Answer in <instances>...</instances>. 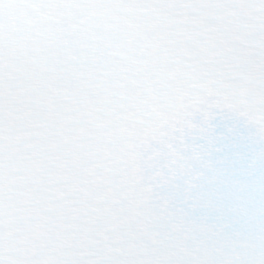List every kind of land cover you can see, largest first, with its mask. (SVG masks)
<instances>
[{"label": "snow or ice", "instance_id": "1", "mask_svg": "<svg viewBox=\"0 0 264 264\" xmlns=\"http://www.w3.org/2000/svg\"><path fill=\"white\" fill-rule=\"evenodd\" d=\"M0 264H264V0H0Z\"/></svg>", "mask_w": 264, "mask_h": 264}]
</instances>
